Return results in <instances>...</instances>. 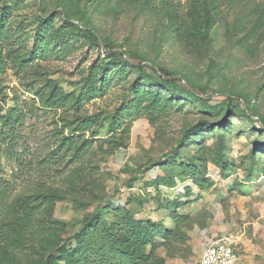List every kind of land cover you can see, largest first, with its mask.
<instances>
[{
  "label": "rangeland",
  "instance_id": "obj_1",
  "mask_svg": "<svg viewBox=\"0 0 264 264\" xmlns=\"http://www.w3.org/2000/svg\"><path fill=\"white\" fill-rule=\"evenodd\" d=\"M1 13L0 231L28 202L36 245L0 235V264H39L74 248L87 216L110 225L123 208L157 229L140 264H197L226 233L241 264H264V0H0Z\"/></svg>",
  "mask_w": 264,
  "mask_h": 264
},
{
  "label": "trees",
  "instance_id": "obj_2",
  "mask_svg": "<svg viewBox=\"0 0 264 264\" xmlns=\"http://www.w3.org/2000/svg\"><path fill=\"white\" fill-rule=\"evenodd\" d=\"M3 15L1 13L0 19ZM40 21L43 23L42 19ZM199 28V22H195L194 33L196 35H198ZM92 78L95 79V76H89L85 80L86 86L90 88L93 87ZM91 91L88 90L86 93L90 94ZM125 116L124 114L117 115L112 119L119 120ZM63 141L66 143L62 145L70 151L71 140L65 138ZM82 145L76 151H79ZM181 157L178 155L177 159ZM5 202L4 180L0 174V209ZM33 209L28 202L22 203V216L16 219L17 231L14 233V230H9V223L4 224L0 231V235L6 238L3 241L7 242L11 237L18 246L24 244L32 248L36 245ZM114 211H116L115 220L110 225L102 222L98 211L87 216L82 228L73 237L75 247L69 248L70 241H67L49 251L39 264H140L147 262L150 255L145 256L142 248L152 241L157 230L156 226L149 221H135L132 214L125 208Z\"/></svg>",
  "mask_w": 264,
  "mask_h": 264
},
{
  "label": "built area",
  "instance_id": "obj_3",
  "mask_svg": "<svg viewBox=\"0 0 264 264\" xmlns=\"http://www.w3.org/2000/svg\"><path fill=\"white\" fill-rule=\"evenodd\" d=\"M237 237L226 233L204 245L197 264H241Z\"/></svg>",
  "mask_w": 264,
  "mask_h": 264
}]
</instances>
